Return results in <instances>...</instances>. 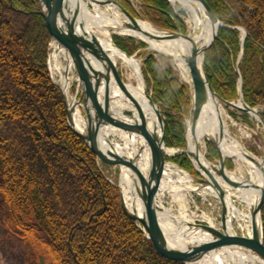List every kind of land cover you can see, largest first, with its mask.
<instances>
[{
	"label": "trees",
	"instance_id": "trees-1",
	"mask_svg": "<svg viewBox=\"0 0 264 264\" xmlns=\"http://www.w3.org/2000/svg\"><path fill=\"white\" fill-rule=\"evenodd\" d=\"M118 1L133 10L132 0ZM135 1L142 17L187 33L176 15L185 13L182 5ZM206 1L226 25L205 54L208 78L222 99L234 101L239 63L245 101L264 118V0ZM41 7L40 0H0V189L6 200L0 222L9 238L24 244L26 258L17 264H166L141 225L123 211L106 165L69 127L62 92L48 69L49 34ZM240 27L247 31L243 47ZM113 39L129 55L145 50L143 72L163 114L166 145L184 147L190 84L145 44L128 36ZM210 147L207 157L213 161L217 152ZM169 160L196 175L186 154Z\"/></svg>",
	"mask_w": 264,
	"mask_h": 264
},
{
	"label": "water",
	"instance_id": "water-1",
	"mask_svg": "<svg viewBox=\"0 0 264 264\" xmlns=\"http://www.w3.org/2000/svg\"><path fill=\"white\" fill-rule=\"evenodd\" d=\"M40 1L43 5L41 14L46 21L50 47L77 70L80 79L78 92L83 87L85 109L83 129L75 121L74 101L69 102L60 87L63 92L69 127L78 137L86 141L100 161L121 173H130L132 178L137 176L139 185L136 184V189L139 191L142 204L137 208L136 203L131 200L132 210H129L125 199L122 198V207L126 215L142 226L143 233L161 259L166 264H202L215 249L228 248L235 249L238 253L254 260L256 264H264L262 214L264 209V157L258 159L242 151L243 157L249 160L259 171L262 177L260 186L255 185L252 180L242 178V182L247 184L244 186L229 176L231 173L225 165V159L229 157L225 153L228 132L220 103L250 114L263 129L264 119L261 110L251 107L245 101L239 64L236 67V72L240 79V92L236 102L222 99L214 90L207 76L205 54L215 43L219 29L225 27L209 3L206 0H168L185 4L193 12L191 29L188 34H184L153 24L117 0ZM84 11L90 16L88 24L84 19ZM102 21L109 26L103 24ZM207 24L211 26V35H208L205 29ZM198 26L201 28L196 33ZM95 30L135 38L145 44L161 60L178 68H189L193 87L191 92L192 106L189 115L186 117V145L183 152L188 154L199 176H193L183 168L176 167L186 177V180L195 182L199 188L209 189L216 195L222 209V215L220 228L211 224L189 223L186 220L176 224L175 228L185 226L193 234H198L197 237L204 236L203 239H195L189 244H184L185 247L178 248L175 246V241L168 239L167 230L163 231L157 226L158 208L172 189L168 166L170 162L165 156L166 126L164 118L159 107L149 95L146 80L140 71L146 85L149 103L155 110L161 125V133L152 131L145 120L139 99L128 87L119 70L112 50L104 45L103 40ZM243 31L242 47L247 37V31ZM175 45L180 47L184 45L186 47L185 52L171 51L168 48ZM114 46L116 47L115 44ZM166 48L168 49L166 50ZM116 49L130 60L135 61L126 52L118 47ZM88 57L100 66L99 70L89 62ZM113 84L120 89L130 106L129 109L122 111L121 116L117 115V119L112 112ZM205 112H209L214 117L221 129L220 135L204 136L203 138L216 144L217 164L209 161L200 150L201 141L197 135ZM105 127L142 138L150 150L151 162L155 167L156 176L150 173V166L147 170L140 166L136 159L138 153L127 159V156H121L114 152L116 149L111 137L113 131L107 132L109 134L107 136L103 130ZM108 140L111 141L110 147L105 148L104 143ZM243 186H249V188L254 186L258 192L257 198L252 202L242 200L249 206V214L246 216L251 227L250 235H238L234 232L231 223V197L237 198V195L232 194V192L242 196L243 190H245ZM192 189L197 190L198 187ZM176 234L178 233H170L172 236ZM230 263L234 264L232 260Z\"/></svg>",
	"mask_w": 264,
	"mask_h": 264
},
{
	"label": "rangeland",
	"instance_id": "rangeland-1",
	"mask_svg": "<svg viewBox=\"0 0 264 264\" xmlns=\"http://www.w3.org/2000/svg\"><path fill=\"white\" fill-rule=\"evenodd\" d=\"M126 1L128 3H130V0H126ZM131 3H132V6L134 7L133 11L139 12L137 2L135 0H132ZM171 4L173 6L177 5V4H174L172 2H171ZM41 5H42V3H41ZM183 7L185 10V13L176 12V15L180 19V21L186 26V29L188 32L191 28L193 13L189 12L187 7H185V6H183ZM42 8H43V5L41 7V10H42ZM41 10H40V13H41ZM15 19L17 20V22H16L17 24H19L21 22L20 21L21 19H17V17ZM225 27H226V25H225ZM200 28L201 27L199 26V29H197L198 30L197 32L200 31ZM239 29L242 30L243 28L240 27ZM169 30H171V29H169ZM100 33H101V35H99V36H101L103 39L107 38L106 33L101 32V31H100ZM115 35L116 34H113V37ZM121 36H124V35H121ZM29 39L31 40L32 37H29ZM112 41L114 42L113 38H112ZM114 44H115V42H114ZM118 48L121 49L120 47H118ZM146 50L150 51L147 46H146ZM173 50L176 51V49H173ZM122 51H124V50H122ZM150 52H152V51H150ZM144 53H145V50L141 48L138 51H134L131 55H129L128 53L127 54L129 56L133 57L135 59V61L139 64L140 71L142 72V74L146 80V77H145L144 72H143L144 60H145ZM60 63H61V66H66V63L64 62V60H61ZM118 66H119V70H120L122 76L125 78L126 81L131 82L135 85L138 84V80L136 79V76L134 75L133 70L131 68H129L125 62L120 60ZM173 67L175 69H177L176 66H173ZM178 71H179L182 79L184 80V82H187L190 84L191 79H190L188 72H186V70L183 71L180 69H178ZM54 76L57 80H59L60 75L58 73L55 74ZM69 83H70V88H69V93H68L69 102H70V98L72 101H74V104H75L74 105V112H75L76 119L78 121L79 116H81L80 117L81 119H82V115L84 116L85 109H84L83 87H81L80 91L78 92L79 76H78L77 71L71 72L70 77H69ZM146 84H147L148 93L152 97L151 89L148 86L147 80H146ZM190 86H191V84H190ZM113 100H114V102H116L118 100V96L114 97ZM237 100H238V98L235 99L234 101H231V102H236ZM220 107H221L223 117H224L225 122H226L227 130H228V135H227L228 143L231 144L233 141L236 140L240 143L241 150H244L245 152L253 155L254 157H256L258 159H262L264 157V129L259 124V122L254 117H252L250 114H248L249 119L247 120L243 116V113H245V112L242 110L234 109V108H231V107H229L225 104H221V103H220ZM255 108L259 109L258 107H255ZM33 115H35L34 112H33ZM185 124H186V122H185ZM113 139H114L115 147H117L118 149L119 148L123 149L126 156H129V157L135 156V155L131 154L132 151L130 148H132V146H131L132 144H130V142L128 140L127 133H126V135L125 134L123 135L121 133H119V134L115 133V134H113ZM210 145H213L216 148V152H217V147H216V144L214 142L204 140V139L201 141V148H202V151L206 157L208 156V153L211 154L212 147H210ZM135 146L136 147H134V148H136V151L137 150L140 151V155L138 154V156H136L137 161L141 162V161L145 160L146 156L142 154L143 144L136 143ZM184 147H170V146L166 145V152H167L166 157H167V159L173 158L175 156L180 157V155L186 154L185 152H183ZM187 157L189 158L188 155H187ZM207 159H208V157H207ZM189 160H190V158H189ZM209 161H211L213 163H217L218 152H217L216 159H214L213 161L212 160H209ZM100 162H102V161H100ZM103 164H105V163H103ZM105 165L107 167L105 169L106 178L109 180V182L115 184L119 188L120 197H121V206H122V198H124L126 201L127 207L129 208V210H132V201H131L130 194L127 193L129 195V198H128L127 194L123 193L124 186L122 185V179H121L123 173H121L119 170H116V169L108 166L107 164H105ZM225 165H226V168L231 172V174H234L238 178H241V179L245 178L246 180H255L256 179V172H255L256 168L254 167V165L251 166L242 160H238L235 158V156L232 157L229 155V157L225 159ZM144 168L147 170L146 166H144ZM193 168H194V166H193ZM173 169H176V167H173ZM177 170H176V174L173 173V175H172V178L176 181L175 185H177V179L179 178V176H178L179 174L177 173ZM194 171H196L195 168H194ZM187 172H189V171H187ZM196 176H199L197 171H196ZM1 181L2 180L0 178V185H2ZM11 181L13 182V179H11L10 182ZM184 183L186 185L192 186L194 188L198 187V189L196 191H191L190 189L185 190L183 202H181V200L175 201L174 198L172 196H170V194H169L163 199L164 206L168 209H171L172 215H175V216H179V211H181L183 214L184 212L182 211V209H184L185 210V213H184L185 220H187L189 223H197V224H199V223H202V224L211 223V225H214L215 227L220 228L222 209H221V206L219 204L218 199L216 197H214L212 194H210V193L208 194L203 188H199L198 184L192 183V182L187 181V180H185ZM122 188H123V190H122ZM125 189L128 190L127 187ZM233 193L237 195V198H239L240 195H238L235 192H232V194ZM237 198L235 196H233L234 205H236L238 208H240L242 211H244V213L249 214V208H248L247 204L241 202L240 198H239L240 200H238ZM136 206L138 208L137 203H136ZM5 208H6V200H5V197H4V195L0 189V217L4 213ZM122 209H123V207H122ZM262 214L264 217V209H263ZM136 223L139 224L138 222H136ZM233 228L238 235H250V228H249L247 217L243 220L241 218L235 217L233 220ZM83 232H84V230L78 231L79 234L83 233ZM199 237L203 238L204 236H199ZM263 237H264V231H263ZM195 239L196 238H194V240ZM62 251H63V254L65 256L66 261H69L70 257H69V254L67 252V248L64 247ZM220 251H221V249L218 250V252H220ZM26 255H27V252L25 250L24 244L15 238L14 239L9 238L6 228L0 222V264H17V263H19V261L26 258ZM32 264H38V263L32 262ZM224 264H230V263H224Z\"/></svg>",
	"mask_w": 264,
	"mask_h": 264
},
{
	"label": "bare ground",
	"instance_id": "bare-ground-1",
	"mask_svg": "<svg viewBox=\"0 0 264 264\" xmlns=\"http://www.w3.org/2000/svg\"><path fill=\"white\" fill-rule=\"evenodd\" d=\"M202 11L204 13V10L202 8ZM84 19L86 20V24H88L90 16H88V14L85 13L84 11ZM103 24H105L106 26H109L107 23H105L104 21H102ZM206 31L208 35H211V26L210 24L206 25ZM107 34V38L103 39V43L104 45L109 48L110 50H112L113 52V56L115 57V60L117 62V64L119 65V61H123L126 63V65L131 68L134 72V75L136 76V79L138 80V84L135 85L131 82L126 81L128 87L132 90V92L137 96V98L139 99L141 106H142V110H143V114L145 117V120L147 122V124L149 125V127L151 128L152 131L154 132H159L161 133V125H160V121L158 116L155 113V110L152 108V106L149 103V99L147 97L146 94V85L144 82V78L141 75L140 72V67L139 64L136 61L130 60L129 58H127L123 53H121L120 51H118L116 49V47L114 46V44L112 42H110V37H111V33L106 32ZM163 46V45H160ZM167 47V46H164ZM175 47L178 48L177 51L185 52L184 50L186 49V47L183 45L182 47H180L179 45H175ZM183 48V49H181ZM168 48H166L167 50ZM172 51V50H171ZM89 58V57H88ZM90 59V58H89ZM97 70H99V65L90 59L89 61ZM181 69H183V71L185 70L184 67H182ZM187 72V71H186ZM113 83V82H111ZM65 89L67 90V86L64 85ZM113 94L114 96H118V100L112 104L113 107V111L115 114V118L117 119V115H122V111L124 109H129L130 106L127 103V101L125 100L123 93L120 91V89L115 86L113 84ZM81 116H79V120L77 121L78 124H81ZM115 131L114 129H110V132ZM221 129L219 128L218 123L216 122V120L214 119V117L209 113V112H205V114L202 117L200 126H199V130H198V139H200V141L203 140L204 136H216V135H220ZM107 136H109V134L106 132ZM128 140L130 142V144H132V155H136V153H138L140 155V151H136V147L135 144L136 143H141L143 144V151L142 154L146 156L145 160L139 162L140 166L143 168L144 166H146L147 168H149L150 166V173L154 174V176H156V170L154 165L151 162V154H150V150L147 147V145H145V143L142 141V139H138L137 137H134L132 135H127ZM108 138V137H105ZM111 142V141H110ZM109 140L108 142H105L104 144L106 145L105 148H109L110 147V143ZM226 151L225 153L227 155H230L232 157L235 156V158H239V159H243L244 162L248 163L249 165H253L249 160H246L245 157H243L242 155V151H241V145L238 141H233L231 144L227 143L226 144ZM116 150L114 152H116L118 155L121 156H126L123 149H118L115 148ZM132 158L127 156V159ZM236 158V159H237ZM238 159V160H239ZM256 179L252 180V182L255 185H261L262 183V177L259 174V171L256 169ZM130 173L127 174L123 173L122 176V185L124 186V194L129 193L131 196V200L134 201L135 203H137L138 206H141V197L139 195V191H137L136 189V184L139 185L138 181H137V176L136 177H130L129 175ZM179 178L177 179V185H175L176 183L174 182V188L171 190V196L174 198L175 201L181 200V202H183V198H184V191L186 190L187 187L190 188L189 185L184 184V181L186 180V177L183 176L182 174L178 175ZM229 176L234 179L235 181L239 182L241 185L246 186L247 184H244L242 182L241 178L236 177L234 174H229ZM243 186V190L244 194L242 195L243 199L246 201H250L252 202V200L256 199L258 196V192L257 190L254 188V186L251 188L248 187H244ZM128 188L125 189V188ZM188 189V188H187ZM127 190V191H126ZM127 197L129 198V195L127 194ZM162 211H157V219H156V224L159 228L163 229V231L167 230V236L168 239L175 241V246H177L178 248H183L185 247L184 244H189L191 243L194 238L199 239L200 237H197V235L193 234L188 228H186L185 226L183 227H177L175 228L176 224L184 221L181 218H179L178 216L172 215V210L168 209L164 206H161ZM230 208H232V214L234 216H236L237 218H241L243 219V212L242 210L237 209L235 206L231 205ZM182 211L185 213V210L182 209ZM188 225V224H187ZM174 226V227H172ZM190 226V225H189ZM171 232H175L178 233L175 236L170 235ZM170 236V237H169ZM172 236V237H171ZM204 238V237H203ZM202 238V239H203ZM219 250V249H218ZM217 249H215L214 251H212V253H210L207 257V261H203L202 264H224V263H230V260H232V262L234 264H256L255 261L253 260V262L248 259H246L244 257L243 254L238 253L235 249H228V248H222L220 252H218ZM232 264V263H230Z\"/></svg>",
	"mask_w": 264,
	"mask_h": 264
}]
</instances>
